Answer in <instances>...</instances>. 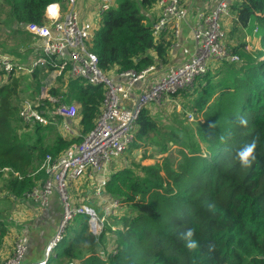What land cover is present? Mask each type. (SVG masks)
Wrapping results in <instances>:
<instances>
[{
	"label": "trees",
	"instance_id": "trees-1",
	"mask_svg": "<svg viewBox=\"0 0 264 264\" xmlns=\"http://www.w3.org/2000/svg\"><path fill=\"white\" fill-rule=\"evenodd\" d=\"M49 2L0 0V51L20 54L8 47L10 32L29 34L19 22L45 23ZM58 2L67 6L66 0ZM155 3L114 0L113 7L102 13L91 50L105 72L170 64L175 38L171 31L159 39L153 35ZM232 11L237 18L227 27L225 39L239 60L221 61L181 90L175 97L184 109L172 103L169 112L176 121L171 126L163 123L171 122L170 116L160 118L151 104L142 109L136 139L129 147L133 161L113 171L105 187L108 196L120 201L122 214L113 215L99 235L90 230L87 215H78L68 227L63 250L49 264H264V0H236ZM4 24L10 28L3 29ZM249 26L260 47L253 44L248 49L243 32L233 35ZM53 73L54 68L46 65L10 75L0 71V197L22 198L42 183L46 173L37 170L46 156L58 158L96 125L103 86ZM45 85L49 96L79 106V134L64 136L54 125L27 123L19 116L26 95L41 107L56 103L41 97ZM189 112L196 115L195 125L188 120ZM158 137L162 140L156 141ZM253 139L257 159L243 167L237 150ZM169 142L177 147L175 156L168 153ZM150 158L151 163H142ZM71 229L73 234H68ZM11 231L0 218V243ZM191 241L194 247L188 246ZM108 243L117 252L103 259L98 252Z\"/></svg>",
	"mask_w": 264,
	"mask_h": 264
},
{
	"label": "built area",
	"instance_id": "built-area-1",
	"mask_svg": "<svg viewBox=\"0 0 264 264\" xmlns=\"http://www.w3.org/2000/svg\"><path fill=\"white\" fill-rule=\"evenodd\" d=\"M86 1L89 5L87 18L77 7L79 0H66V9L59 3V15L53 18L46 14L45 23H18L38 41L33 60L20 62L0 51V71L6 74L32 72L37 66L46 65L54 68L53 77L65 74L67 79H82L104 88L101 113L95 127L80 141L72 142L58 158L48 154L37 170H44L46 178L22 197L45 208L51 196L57 193L63 205L62 216L45 247L43 258L30 264H48L52 251L64 240L68 227L78 215H87L90 230L99 235L108 223L109 215L120 209V201L116 198L105 204L103 213L86 203H77L70 192V184L90 170L101 176L97 191L103 193L110 179L107 170L112 160L125 153L136 139L137 119L144 107L154 102L177 101L175 96L181 90L193 86L199 77L209 71L211 60H239L237 55L232 54L225 39L226 22L237 18L232 11L236 0H218L210 10L199 11L200 24L193 31L196 47L184 61L168 65L152 64L139 71L128 69L109 74L100 67L99 56L91 50V42L98 20L103 12L113 7L114 0ZM188 12V5L183 0H156L153 9L155 21L152 23L155 38L159 39L171 31L175 38L172 47L179 46L181 23ZM42 90L41 97L56 103L52 107H41L42 103H38V107L35 101L26 98L21 104L19 116L27 123L54 125L64 136L74 134L79 106L49 96L44 87ZM195 119L194 113L189 112L188 120ZM3 171L7 175L9 168L5 167ZM28 249V234L18 232L12 251L0 264H27L25 256ZM106 250L98 252L103 259L117 252L116 246L111 243Z\"/></svg>",
	"mask_w": 264,
	"mask_h": 264
},
{
	"label": "crops",
	"instance_id": "crops-1",
	"mask_svg": "<svg viewBox=\"0 0 264 264\" xmlns=\"http://www.w3.org/2000/svg\"><path fill=\"white\" fill-rule=\"evenodd\" d=\"M218 0H187L185 3L188 5V14L187 16L184 18V20L181 23V34L179 37V42L180 45L179 46H175L171 48V52H170V63H179L184 61L186 58H188V56L190 55V53H192L196 47V40L193 37V31L194 29H196L199 24H200V20L198 18V13L200 10H204V11H208L211 8H213L216 4H217ZM82 7V8H81ZM81 7H80V12L83 15H89V11H88V3L86 0H81ZM232 21L230 22H226V30H228V26L231 24ZM230 23V24H229ZM11 33L12 38L16 35H19V43H17V45H15V43H9V46H13V48L15 49H19L20 54H18V52L16 50H12V52H9L8 54L12 55L17 61L20 62H28L31 58L32 55H34L35 53L33 52L34 50L31 49L33 47H35V38L31 35V34H24V33ZM24 35H27V37L23 38ZM12 38L9 40V42L12 40ZM18 38V37H16ZM16 38L13 40H16ZM27 39V41H24L28 44H24L22 43L23 40ZM17 40V41H18ZM22 40V41H20ZM257 40V39H255ZM256 46V44L254 45ZM253 45H250L248 43L247 48L248 49H252ZM30 48V49H29ZM30 58V59H29ZM221 61H228V62H237V61H229V60H219V59H214L210 61V68L212 67H218L216 62H220ZM218 64V65H219ZM166 102V101H163ZM177 102V101H175ZM162 103V102H161ZM160 102H154L152 104H161ZM165 104V103H163ZM152 107V105L150 106ZM77 129L76 132L72 135H76L79 134V130L81 129L80 126V122H79V117H77ZM153 160V159H152ZM152 162V161H151ZM148 162V163H151ZM124 167L122 166H118L115 168H111V164L107 170V173L110 174V178H111V173L119 168ZM100 179L101 176L93 171H88L87 173H85L82 177H80L79 179L71 182L70 184V190L75 202L77 203H87V202H80V198H77V192H74V188L79 189V185L82 184H86V186H88L86 188V192L89 193L90 195V200L91 203L93 202H98L99 205L98 206H102V212H98L99 213H103V209H105V206L107 205L106 203H108L111 199L110 196H108L105 193V188L102 194L98 193L97 191V187L100 184ZM110 180V179H109ZM108 180V181H109ZM26 204L30 209L31 213L25 218V220H23L22 226H21V232H26L29 236V249L26 253L25 256V263L30 264L34 261L40 260L43 258L44 252H45V247L48 243V241L52 238V236L54 235L59 220L62 216V212H63V205L62 202L60 200V197L57 193L53 194L51 196V204L50 207L47 209H41L37 204H35L34 202H32L31 200H26ZM82 201V200H81ZM94 203V204H95ZM106 204V205H105ZM95 208H97V206H93ZM40 210L42 211V214H39ZM118 211V210H116ZM52 217V219H51ZM9 218H7V220L5 219V222L8 223ZM12 236L15 233V230L12 229ZM111 235V234H110ZM5 240L0 243V261H2L3 259H5L10 253H9V236L6 235Z\"/></svg>",
	"mask_w": 264,
	"mask_h": 264
},
{
	"label": "rangeland",
	"instance_id": "rangeland-1",
	"mask_svg": "<svg viewBox=\"0 0 264 264\" xmlns=\"http://www.w3.org/2000/svg\"><path fill=\"white\" fill-rule=\"evenodd\" d=\"M78 9L80 10V7H81V0H79L78 2V5H77ZM64 9H66V6L63 7ZM82 8V7H81ZM85 18H87L86 15H83ZM230 24V23H229ZM3 29H9L10 27H7V24H4L2 26ZM251 26L248 27V29L242 31H236V33H234L233 35L234 36H238V35H241L242 32H243V40H246L250 45H253V44H256V46L254 48H257V47H260L261 46V42L259 41V38H257V40H255V38L253 36H251V32H250V29ZM7 37V35H5V38ZM18 37V38H16ZM13 38L16 40H13ZM12 38V40L9 42V43H15V45H17V43H19V35H16ZM18 40V41H17ZM22 41V40H20ZM38 41L36 40L35 43H37ZM9 43H8V47H9ZM253 48V47H252ZM217 66L219 64V62H216ZM210 69V67H209ZM44 88L46 89V91L48 92V85H45ZM43 91V90H42ZM29 97H32V96H24L22 97L23 98H29ZM183 97L182 93H181V98ZM36 101V100H34ZM175 101L173 102H162L160 105L159 104H151L152 107H151V110L153 111L154 114H157L160 118H166L167 116L172 119L171 122L169 120H166V121H163V123L165 122L166 125H169L171 126L173 120H175V118L170 114L169 112V108L172 107V103H174ZM165 103V104H163ZM176 103V102H175ZM184 103L177 100V105H178V108L179 109H184ZM167 115V116H166ZM195 115V114H194ZM196 116V115H195ZM159 124L162 123V121L159 119ZM193 125H195L196 121H191ZM162 138L161 137H158L156 139V141H161ZM147 147H150L148 145L145 146V148ZM169 150H168V153L172 156H175L177 154V147L176 145L171 142H169ZM142 150H144L142 148ZM133 153L129 150V148L127 149V151L125 153H123L122 155L114 158L111 162V168H115V167H118V166H126V165H129L131 164V162L133 161ZM142 157V153H141V150L140 151H137V160H140ZM154 160V159H153ZM152 158L150 159H146V160H143L142 159V163H148V162H151L153 161ZM3 184V180L0 181V185ZM88 186H86V184H82V185H79V189H76L74 188V192H77V195L76 197L77 198H80V202H87L86 204L87 205H91V206H97V210H99V212H102V206H98L99 203L98 202H93L91 203V200H90V195L89 193L86 192V188ZM72 190H70L71 192ZM1 192H4V191H1ZM3 193H0V196H2ZM51 199V198H50ZM82 200V201H81ZM26 200L24 198H15V199H11L10 197H0V218H5L7 220V218H9L8 220V223L10 224L11 228L15 230V233L14 235L12 236V233H11V236H9V253L12 251V247L14 245V240H15V237H16V234L18 232H21V226H22V221L25 220V218L31 213L30 209L27 204H26ZM95 203V204H94ZM50 204H51V201L49 200V204L47 207L45 208H41V209H47L50 207ZM121 206V205H120ZM123 211L119 210V211H116L115 210V213L114 214H110L109 215V218H108V223H111L112 221V216L113 218L116 217V215H121ZM63 213V212H62ZM39 214H42V211L40 210ZM52 219V217H51ZM12 232V231H11ZM68 234H73V230H69L68 231ZM109 236V233H107ZM72 236H70L69 238H71ZM63 242V241H62ZM62 242H60V244L52 251V257L57 254L59 251L61 252L63 250V244ZM50 262H48L49 264Z\"/></svg>",
	"mask_w": 264,
	"mask_h": 264
},
{
	"label": "clouds",
	"instance_id": "clouds-1",
	"mask_svg": "<svg viewBox=\"0 0 264 264\" xmlns=\"http://www.w3.org/2000/svg\"><path fill=\"white\" fill-rule=\"evenodd\" d=\"M45 12L50 17H57L60 13V5L58 0H50V2L46 5ZM241 123H246V121L241 120ZM256 140L253 139L250 143L244 144L241 148L237 150V158L243 167H251L253 162L256 161ZM188 236L192 235V230L189 229L187 232ZM189 247H194L195 242L191 241L188 244Z\"/></svg>",
	"mask_w": 264,
	"mask_h": 264
}]
</instances>
